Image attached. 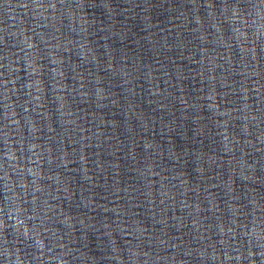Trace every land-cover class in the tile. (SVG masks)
Wrapping results in <instances>:
<instances>
[{"label": "water", "instance_id": "95a60500", "mask_svg": "<svg viewBox=\"0 0 264 264\" xmlns=\"http://www.w3.org/2000/svg\"><path fill=\"white\" fill-rule=\"evenodd\" d=\"M0 264H264V0H0Z\"/></svg>", "mask_w": 264, "mask_h": 264}]
</instances>
